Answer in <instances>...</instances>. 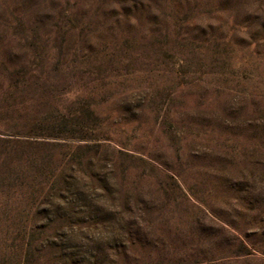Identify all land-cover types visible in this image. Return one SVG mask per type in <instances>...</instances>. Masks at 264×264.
<instances>
[{
  "label": "rangeland",
  "instance_id": "374dc122",
  "mask_svg": "<svg viewBox=\"0 0 264 264\" xmlns=\"http://www.w3.org/2000/svg\"><path fill=\"white\" fill-rule=\"evenodd\" d=\"M4 147L0 264H264V0H0Z\"/></svg>",
  "mask_w": 264,
  "mask_h": 264
},
{
  "label": "trees",
  "instance_id": "16d2710c",
  "mask_svg": "<svg viewBox=\"0 0 264 264\" xmlns=\"http://www.w3.org/2000/svg\"><path fill=\"white\" fill-rule=\"evenodd\" d=\"M2 142L6 144L8 141H4L3 140ZM20 144H22V145H28L29 144L30 145V143H27V141L26 142H22ZM34 145H37V146H39V145H41V146H55V145H49V143H44V144L43 143L42 144L34 143ZM87 147L88 146H85V147L77 146V147H75V149L73 151V154H77V152H81L83 149H86ZM5 150L6 149L4 147L3 150L0 153V160H1V162L3 164H7L10 161H12V159L9 156L10 153L9 152L6 153ZM81 158H82V162L86 163L87 165H88L89 162H91V159L90 158H86V156L85 157L81 156ZM38 160H40L41 162H45L46 159L41 158V159H38ZM69 162H70L69 159H63V163L62 164L65 163V164H67L66 167H69V166L72 165ZM69 178H70V176H66L63 173L58 175L56 177L57 185H60V183L61 184L64 183V184L67 185L68 184L67 183V179H69ZM231 250H233V255L232 256H234V257H236V256L241 257V256H246V255L250 254L249 250L243 244H239L237 247H235V248H233Z\"/></svg>",
  "mask_w": 264,
  "mask_h": 264
}]
</instances>
